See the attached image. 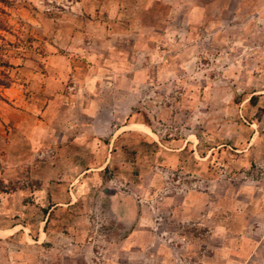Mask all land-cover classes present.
<instances>
[{
    "label": "rangeland",
    "instance_id": "rangeland-1",
    "mask_svg": "<svg viewBox=\"0 0 264 264\" xmlns=\"http://www.w3.org/2000/svg\"><path fill=\"white\" fill-rule=\"evenodd\" d=\"M0 264H264V0H0Z\"/></svg>",
    "mask_w": 264,
    "mask_h": 264
}]
</instances>
